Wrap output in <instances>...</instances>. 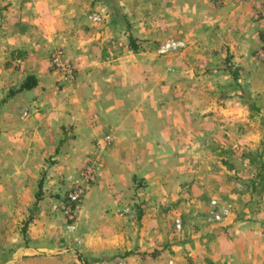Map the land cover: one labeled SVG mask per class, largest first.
<instances>
[{"label":"rangeland","instance_id":"1","mask_svg":"<svg viewBox=\"0 0 264 264\" xmlns=\"http://www.w3.org/2000/svg\"><path fill=\"white\" fill-rule=\"evenodd\" d=\"M261 1L70 0L26 38L0 25V264H264ZM111 107L155 136L112 155Z\"/></svg>","mask_w":264,"mask_h":264},{"label":"crops","instance_id":"2","mask_svg":"<svg viewBox=\"0 0 264 264\" xmlns=\"http://www.w3.org/2000/svg\"><path fill=\"white\" fill-rule=\"evenodd\" d=\"M70 0H0V25L2 27H6L8 30L10 29V19L15 22L14 25V33H17V35L19 37L22 38H26V35L28 34L27 30H24L22 26L18 25V22H25L27 17H36L39 15H42V11H54V16L53 17H59L61 14V8L63 3H66ZM46 2H49L47 5ZM5 4L7 12L4 13L3 11V5ZM257 4V3H256ZM49 6V7H48ZM51 16V15H49ZM3 17H6L7 22H5L4 20H2ZM212 17H208V21L211 20ZM4 22L5 24H1V22ZM224 22V20H223ZM18 23V24H17ZM222 23V22H221ZM208 24H210V22H208ZM26 25V23H25ZM6 29V35L7 37L5 38V40H8L9 42H12V39H8L9 34L12 32H7ZM26 31V32H24ZM258 41V39H257ZM1 42H3V37L2 35L0 36V44ZM259 45V41L257 43L256 48ZM255 48V49H256ZM254 49V50H255ZM72 51H70L72 54V57L76 58V56H80V53L83 52V48L82 51L80 49H71ZM88 51V49L85 50V53ZM123 62V61H122ZM123 64V63H121ZM114 65V64H113ZM112 81H116V80H120L123 81L124 80V76L119 75L116 76L114 75L113 78H111ZM117 94V93H116ZM121 95H115L116 97H119L121 99V101L124 103L125 101L123 99H125V97L123 96L124 93H120ZM129 115L125 112V110H119L117 111L116 109H114V107L109 108V110H103L100 113V127L104 126V122H106V124H115L117 126V132H116V136H115V143H114V147H113V154L112 155H116L119 157L124 156L125 152H126V146H130L132 144H134V141H138L139 139L141 141L143 140H147V139H152L153 136H155V132L154 134V128L151 127L150 131L147 132V135L145 134V131L142 128H136L133 125L130 124V122L132 121L131 117H128ZM76 118V115H74V119ZM78 118H82L81 116H78ZM69 123V122H67ZM71 123V122H70ZM69 123V124H70ZM66 124V123H65ZM100 127H98L97 129H99ZM97 129H94L91 132H96ZM91 130V128L89 129ZM150 144L152 145L151 141L149 140ZM154 144V143H153ZM137 158V156L135 157V159ZM139 161V159H137ZM142 160V159H141ZM115 166L113 165V168ZM110 168V167H109Z\"/></svg>","mask_w":264,"mask_h":264},{"label":"built area","instance_id":"3","mask_svg":"<svg viewBox=\"0 0 264 264\" xmlns=\"http://www.w3.org/2000/svg\"><path fill=\"white\" fill-rule=\"evenodd\" d=\"M256 16L257 21L260 25V33H259V45L254 51V57L261 63H264V1L256 4ZM49 62L53 69L61 71L68 80H73V68L68 63L65 58L64 52L62 49H55L49 54ZM113 139V129H107L100 141L97 144L100 145H110ZM81 179L75 183L69 189L63 197L62 201L59 203L60 208L64 210L65 214L69 217L72 215V211L74 206L81 200L83 197L85 190L87 188L88 183L94 180V176L92 173V167L86 166L81 175Z\"/></svg>","mask_w":264,"mask_h":264},{"label":"trees","instance_id":"4","mask_svg":"<svg viewBox=\"0 0 264 264\" xmlns=\"http://www.w3.org/2000/svg\"><path fill=\"white\" fill-rule=\"evenodd\" d=\"M36 86V79L33 76H28L25 81L19 86V90L28 91ZM23 233H25V228L22 229Z\"/></svg>","mask_w":264,"mask_h":264}]
</instances>
